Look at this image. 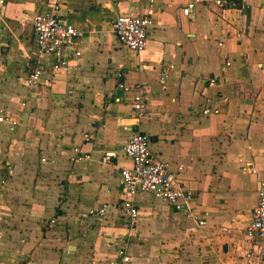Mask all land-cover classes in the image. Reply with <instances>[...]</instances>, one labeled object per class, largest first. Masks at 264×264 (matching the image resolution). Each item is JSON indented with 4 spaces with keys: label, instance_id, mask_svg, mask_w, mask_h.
<instances>
[{
    "label": "crops",
    "instance_id": "crops-1",
    "mask_svg": "<svg viewBox=\"0 0 264 264\" xmlns=\"http://www.w3.org/2000/svg\"><path fill=\"white\" fill-rule=\"evenodd\" d=\"M48 1L0 0V111L15 122H0V264H256L244 229L264 182V0H198L190 17L189 0H58V19L83 32L80 54L66 50L50 84L28 92L31 20ZM149 9L146 47L128 52L112 21ZM135 87L147 106L139 120ZM133 132L191 191L202 226L137 193L129 230L118 176ZM73 148L91 159L70 161Z\"/></svg>",
    "mask_w": 264,
    "mask_h": 264
},
{
    "label": "built area",
    "instance_id": "built-area-1",
    "mask_svg": "<svg viewBox=\"0 0 264 264\" xmlns=\"http://www.w3.org/2000/svg\"><path fill=\"white\" fill-rule=\"evenodd\" d=\"M213 6L219 9L241 8L239 0H211ZM198 0H189L181 8V16L190 17L191 12ZM48 12L37 13L32 17L31 26L33 34V52L31 57V67L24 78V85L28 92H32L37 85L48 86L55 75L65 67L68 57L66 50H70V56H79L78 45L83 37V32L77 30L73 25L61 22L58 19V0L48 1ZM153 26V12L147 10L143 14L118 15L112 21V34L128 52L140 54L146 47L147 34ZM236 34L235 38H239ZM49 59L45 65V59ZM228 65V63H226ZM264 68V63L259 65ZM165 70H161V79L164 78ZM117 90H122L120 82L121 74H116ZM264 77V75H263ZM136 91L129 100L131 114L136 120L141 119L146 114V103L139 91ZM207 110L202 111L206 114ZM213 113H217L215 110ZM7 121L14 126L15 122L5 118L0 111V122ZM91 139L90 135H83V142L87 143ZM149 139L146 135L133 132L127 142L122 147L123 157L129 161V167L121 168L118 176V186L123 199L120 209L127 219L129 230H132L138 218V211L133 205V198L137 193L150 194L152 198L159 200L174 212L183 213L185 217L191 218L200 227L203 225L205 214L194 216L193 210L188 206L192 198V193L176 179V174L171 172L163 162L156 161L149 154ZM79 150L73 148V156L70 161H89V155L78 156ZM112 155H104L102 163H109ZM177 172L181 168L176 169ZM249 174L255 175L253 168L249 169ZM255 205L252 208L251 220L244 229V235L254 246V259L256 264H264V182L256 179ZM106 206L101 205L96 215L103 217ZM117 255L121 257V262L126 263L128 257L123 250H118Z\"/></svg>",
    "mask_w": 264,
    "mask_h": 264
}]
</instances>
